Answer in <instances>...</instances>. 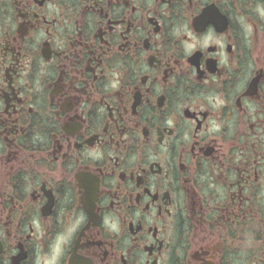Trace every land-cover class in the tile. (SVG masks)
Instances as JSON below:
<instances>
[{
  "label": "flooded vegetation",
  "instance_id": "af4514ba",
  "mask_svg": "<svg viewBox=\"0 0 264 264\" xmlns=\"http://www.w3.org/2000/svg\"><path fill=\"white\" fill-rule=\"evenodd\" d=\"M0 264H264V0H0Z\"/></svg>",
  "mask_w": 264,
  "mask_h": 264
}]
</instances>
